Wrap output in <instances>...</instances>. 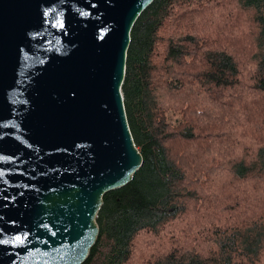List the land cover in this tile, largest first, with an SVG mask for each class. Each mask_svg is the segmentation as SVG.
<instances>
[{
	"label": "trees",
	"instance_id": "16d2710c",
	"mask_svg": "<svg viewBox=\"0 0 264 264\" xmlns=\"http://www.w3.org/2000/svg\"><path fill=\"white\" fill-rule=\"evenodd\" d=\"M122 93L144 162L104 196L85 264H264V0H155Z\"/></svg>",
	"mask_w": 264,
	"mask_h": 264
},
{
	"label": "water",
	"instance_id": "95a60500",
	"mask_svg": "<svg viewBox=\"0 0 264 264\" xmlns=\"http://www.w3.org/2000/svg\"><path fill=\"white\" fill-rule=\"evenodd\" d=\"M154 2L0 0V264L87 261L144 162L122 87Z\"/></svg>",
	"mask_w": 264,
	"mask_h": 264
},
{
	"label": "rangeland",
	"instance_id": "374dc122",
	"mask_svg": "<svg viewBox=\"0 0 264 264\" xmlns=\"http://www.w3.org/2000/svg\"><path fill=\"white\" fill-rule=\"evenodd\" d=\"M262 109V111H264V107H262L261 108ZM238 110V109H237ZM223 112H224V114H225V111L223 110ZM233 112H235V110L233 111ZM223 114V113H222ZM236 115V117L238 116V114H235ZM240 115H242V118L246 121V118H248L247 117V115L246 114H243V113H240ZM246 117V118H245ZM167 118H168V122L170 123V124H172L174 127H176V126H178V124H179V122L180 121H182L183 120V114H181L180 112H178V111H170V112H168L167 113ZM250 118V117H249ZM257 120H258V118H255V119H252V122H253V124L254 123H256L257 122ZM244 124H247V123H244ZM243 124V125H244ZM255 125V124H254ZM250 127H252V125H251V122H250ZM221 131H219L218 130V132L216 133V131L213 129V132H212V136H207V138H210V139H208V142H205L204 144H202V145H199V144H197L196 146H198L199 147V150L202 152V154H204V156H206V157H213L214 155H215V153H214V150H215V148L218 146V144H217V137H214V136H217V134L218 133H220ZM227 131H223V133H226ZM212 138V139H211ZM213 139H215V140H213ZM230 141V140H229ZM224 144H227V142L226 143H224ZM189 146V144L188 143H179L178 145H177V147L179 148V149H181V150H186V148ZM195 148V147H194ZM193 148V149H194ZM190 152H191V149H190ZM255 186V184L254 183H252V184H250L248 187H246L245 188V190H250V189H252L253 187ZM219 199H223L224 200V197H222V195L221 196H219ZM261 203H262V206H264V199H262L261 200ZM254 210H257L256 209V207L254 208ZM232 211L231 210H229L228 211V213L230 214Z\"/></svg>",
	"mask_w": 264,
	"mask_h": 264
}]
</instances>
